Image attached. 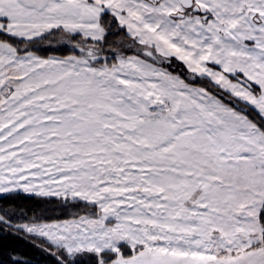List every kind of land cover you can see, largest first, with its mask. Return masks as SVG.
Returning a JSON list of instances; mask_svg holds the SVG:
<instances>
[{
	"label": "snow or ice",
	"instance_id": "1",
	"mask_svg": "<svg viewBox=\"0 0 264 264\" xmlns=\"http://www.w3.org/2000/svg\"><path fill=\"white\" fill-rule=\"evenodd\" d=\"M0 201V264H264V0H0Z\"/></svg>",
	"mask_w": 264,
	"mask_h": 264
},
{
	"label": "trees",
	"instance_id": "2",
	"mask_svg": "<svg viewBox=\"0 0 264 264\" xmlns=\"http://www.w3.org/2000/svg\"><path fill=\"white\" fill-rule=\"evenodd\" d=\"M15 205L22 207L25 210L30 209L33 212L43 213L44 215L51 216L53 218L63 215V213L56 207L55 198H51L49 201L21 193L15 199ZM3 243L7 249H15L18 253L27 256L32 260V264H53L50 257H47L45 254L41 253L39 249L33 248L30 244L23 240L9 237Z\"/></svg>",
	"mask_w": 264,
	"mask_h": 264
}]
</instances>
